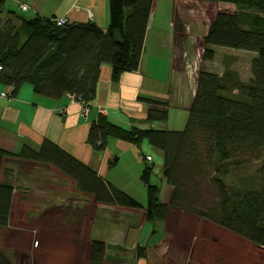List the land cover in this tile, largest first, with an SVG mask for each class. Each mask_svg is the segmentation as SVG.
I'll return each instance as SVG.
<instances>
[{
    "label": "crops",
    "instance_id": "1",
    "mask_svg": "<svg viewBox=\"0 0 264 264\" xmlns=\"http://www.w3.org/2000/svg\"><path fill=\"white\" fill-rule=\"evenodd\" d=\"M7 3L16 11L1 13L2 21L9 18L7 12H21L24 5L27 10L21 13L32 16L64 18L70 24L90 22L103 30L108 26L107 0ZM234 12L236 7L226 3L153 0L135 72L123 73L112 82L110 67L101 66L86 118L71 96L52 100L35 95L27 85L10 102L0 98V149L12 154L23 146L38 150L48 140L118 188L114 173L119 165L126 161L138 172L143 155L140 148L115 139L107 140L103 152L91 149L87 135L98 109L104 108V116L123 128L182 130L200 69L213 73L203 69L212 63L201 62L203 39L217 14ZM214 51V61L236 52ZM226 65L213 74L221 76ZM10 91L0 85V94ZM149 109L166 112L165 122L149 124ZM169 123L175 127L168 129ZM2 169L8 174L2 172L0 181L11 184L13 191L7 227L0 228V250L12 264H90L95 241L104 244V264H261L250 262L247 253L237 249L236 235L194 214L169 208L158 234L152 229V236L141 244L133 237L147 224L143 210L96 203L91 194L80 191L72 179L49 164L7 157ZM165 198L162 203L169 202ZM136 246H145L144 258H136Z\"/></svg>",
    "mask_w": 264,
    "mask_h": 264
},
{
    "label": "trees",
    "instance_id": "2",
    "mask_svg": "<svg viewBox=\"0 0 264 264\" xmlns=\"http://www.w3.org/2000/svg\"><path fill=\"white\" fill-rule=\"evenodd\" d=\"M6 1L0 0V14ZM152 1L107 0L108 26L104 30L90 22L66 21L58 26L57 18H25L7 12V20L0 18V85L11 89L7 93L11 101L27 85L37 96L52 100L72 96L89 107L101 66L110 67L112 82L123 73L137 70ZM193 1L236 7L233 14H217L211 22L203 39L201 62L214 61V48L253 53L250 80L242 82L228 67L221 76L200 69L182 130L123 128L99 114L87 135L88 145L97 152L105 150L108 139L138 148L145 141L161 151L165 155L162 176L172 188L168 203H162L160 190L150 185L152 168L146 165L144 156L141 161L146 168L140 178L146 189L145 207L48 140L38 150L23 146L12 154L0 149V175L8 174L2 169L7 157L49 164L72 179L80 191L91 194L96 203L144 209L145 223L162 222L168 209L174 208L264 250V0ZM165 120L164 111L146 112L149 124ZM251 163L258 166L253 175L246 176ZM200 178L208 182L216 196L207 210L196 209L187 194L188 185ZM12 191L11 184L0 181V228L8 224ZM145 250V246H136V258H144ZM103 256L104 244L92 242L90 264H104ZM0 264H12L1 250Z\"/></svg>",
    "mask_w": 264,
    "mask_h": 264
},
{
    "label": "rangeland",
    "instance_id": "3",
    "mask_svg": "<svg viewBox=\"0 0 264 264\" xmlns=\"http://www.w3.org/2000/svg\"><path fill=\"white\" fill-rule=\"evenodd\" d=\"M7 9L13 10L14 8L7 3L3 9L2 15L6 12ZM15 10V9H14ZM16 11V10H15ZM23 12V11H22ZM17 13L25 18H31L32 15L29 12L26 13ZM219 56L218 59H216L214 62L206 65L207 67L203 69H207L212 71L213 73L220 72L222 69V65L227 64L228 68L238 75L239 79L242 82H248L251 78L250 74V61L253 58V55L249 52H234L232 55L225 56ZM226 68H224L225 70ZM73 100V98H72ZM174 120V119H173ZM172 126L171 123L168 124V129H171ZM180 129V128H179ZM141 154L145 157L148 156L151 158V164L150 162H146L151 168H152V176L149 178V183L153 186H156L160 190L159 194V200L162 201L164 197L166 196L165 200L169 201L172 188L167 187L165 183V179L162 176V152L158 149H155L148 145L147 142H143L140 147ZM140 154V155H141ZM142 163L139 162L138 164V172L135 169V166L133 169H131L130 164L128 162H123L122 165H119V167L116 169V175L117 177V185L119 190L125 192L128 196H130L132 199H134L137 203H139L142 207L146 206V189L144 188V184L140 180L142 170ZM257 164L251 163L250 166L246 169V176H251L254 174L257 168ZM125 167V168H124ZM128 170H127V169ZM125 175L128 176V178L125 177ZM228 182V180H226ZM143 185V186H142ZM117 187V186H116ZM117 188V189H118ZM187 194L189 195V198L191 199L193 206L197 209H204L207 210L214 202L216 201V196L213 193V191L210 189L208 182L202 178L198 179L196 182H194L192 185H188ZM144 210V209H143ZM161 226V222H157L155 225L151 223H147L144 230L137 233V236H134L133 239L138 241L141 244H144L148 237L152 234H150L152 229H155L158 234V229ZM132 239V240H133ZM237 240V249L241 247V249L244 251V254L247 253L249 256L250 262L255 263H263L264 262V250L254 246V245H248L249 243H246L244 239H240V237L236 236ZM130 242V241H129ZM242 242V243H239ZM244 245L246 247H244Z\"/></svg>",
    "mask_w": 264,
    "mask_h": 264
},
{
    "label": "built area",
    "instance_id": "4",
    "mask_svg": "<svg viewBox=\"0 0 264 264\" xmlns=\"http://www.w3.org/2000/svg\"><path fill=\"white\" fill-rule=\"evenodd\" d=\"M20 10L24 12V11L27 10V8H26V6L21 5V6H20ZM65 22H66V20H65L64 18H57V19H56V24H57L58 26L64 25ZM9 97H10V96H8V94H7L6 92H2V93L0 94V98L5 99V100H7V101H11ZM79 104H80L81 107H82V114H83V117L86 118V117H87V114H88V109H89V107L84 106V105H82L81 103H79ZM98 112H99V114H101V115H105V109H104V108H99V109H98ZM144 160H145V162H150V161H151V158H150V157H144Z\"/></svg>",
    "mask_w": 264,
    "mask_h": 264
},
{
    "label": "bare ground",
    "instance_id": "5",
    "mask_svg": "<svg viewBox=\"0 0 264 264\" xmlns=\"http://www.w3.org/2000/svg\"><path fill=\"white\" fill-rule=\"evenodd\" d=\"M65 23H66V22H65ZM65 23H64V24H65ZM66 24H67V23H66ZM62 26H63V25H62ZM0 70H1V69H0ZM71 97H72V96H71ZM72 98H73V101H76V100L74 99V97H72ZM76 102H78V101H76ZM164 154H165V152H164ZM163 156H165V155H163ZM163 156H162V157H163ZM142 162H143V161H142ZM143 164H144V163H143ZM150 164H151V162H150ZM162 164H163V162H162ZM146 165H148V164L146 163ZM146 165H145V166H146ZM148 167H150V166H148ZM151 167H152V166H151ZM151 167H150V168H151ZM142 168H143V165H142ZM144 168H146V167H144ZM152 172H153V171H152ZM161 172H162V171H161ZM151 176H152V175H151ZM151 176H150V178H151ZM140 180H141V179H140ZM165 183H166V182H165ZM150 185H151V184H150ZM142 186H143V185H142ZM153 186H154V185H153ZM155 187H156V186H155ZM144 188H145V187H144ZM86 193H87V192H86ZM92 194H94V193H92ZM145 196H146V195H145ZM95 197H96V196H95ZM92 202H93V201H92ZM97 205H98V204H97ZM103 205H104V204H103ZM100 206H101V205H100ZM102 207H103V206H102ZM115 207H116V206H115ZM109 208H110V207H109ZM123 209H124V208H123ZM123 209H122V210H123ZM96 210H97V209H96ZM134 211H135V210H134ZM109 213H110V212H109ZM116 216H117V215H116ZM250 244H251V243H250Z\"/></svg>",
    "mask_w": 264,
    "mask_h": 264
}]
</instances>
